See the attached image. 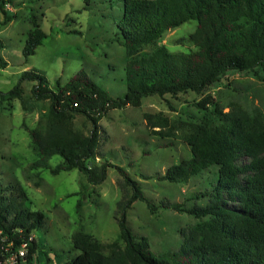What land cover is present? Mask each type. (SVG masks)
<instances>
[{
	"label": "trees",
	"instance_id": "trees-1",
	"mask_svg": "<svg viewBox=\"0 0 264 264\" xmlns=\"http://www.w3.org/2000/svg\"><path fill=\"white\" fill-rule=\"evenodd\" d=\"M0 7L4 10V4ZM10 20L6 15L0 24ZM190 20L197 22L188 38L195 49L171 52L161 45L151 54L139 55L143 46ZM115 36L128 56L124 67L127 90L121 97H113L84 70L54 84L43 73L28 70L10 91H0L1 100H23L22 83L27 80L34 82L31 93L36 100H50L48 112L29 130L40 153L34 168L53 174L78 169L90 184L99 185L106 180L109 167L115 166L132 190L117 205L124 245L118 241L106 245L80 230L72 237L78 254L64 264H264V115L250 114L240 105L225 112L211 95L197 103L206 115L186 136L191 157L170 166L158 178L187 182L217 166L216 184L202 207L157 205L124 167L108 160L100 166L90 165L104 133L100 121L111 110L140 107L150 95L202 94L229 71L264 69V0H123ZM47 37L36 24L25 41V60ZM6 66L0 54V67ZM77 114L90 120L88 134L72 128ZM55 155L63 161L53 167L49 160ZM137 200L145 201L152 213L172 208L207 219L191 230L179 249L156 255L148 237L134 235L127 224L128 210ZM30 203L20 184L0 187V264H35L39 248L35 232L44 226L46 216ZM25 243L27 251L21 256ZM12 255H16L13 261Z\"/></svg>",
	"mask_w": 264,
	"mask_h": 264
},
{
	"label": "rangeland",
	"instance_id": "rangeland-1",
	"mask_svg": "<svg viewBox=\"0 0 264 264\" xmlns=\"http://www.w3.org/2000/svg\"><path fill=\"white\" fill-rule=\"evenodd\" d=\"M0 4H4L0 21L11 16L10 21L0 24V54L7 63L6 68L0 67L1 92L10 91L24 71L41 72L54 84L84 70L113 97L126 93L124 67L128 56L115 36L123 0H0ZM36 24L48 37L25 60V41ZM196 26L197 22L190 20L166 31L154 43L143 46L139 55L151 54L161 45L171 52L195 49L188 38ZM33 85L27 80L22 83L23 100L0 99V187L20 184L30 207L46 216L44 226L35 232L39 248L34 263L64 264L74 258L78 251L73 248L72 237L80 230L106 245L113 241L124 245L117 205L132 190L115 166L109 167L106 180L99 185L90 184L78 169L53 174L49 169L34 168L40 153L29 130L36 128L48 112L50 100H36L31 93ZM206 95L214 97L225 112L240 105L250 114L264 115V69L229 71L202 94L150 95L142 99L140 107L111 110L100 121L104 133L90 165L100 166L108 160L124 167L157 205L177 203L182 209L205 206L217 181V166L187 182L158 177L191 157L186 136L193 125L204 121L205 111L197 103ZM72 128L88 134L92 124L85 115L77 114L72 118ZM62 161L55 155L49 163L55 167ZM206 219L172 208L152 213L141 200L127 213L132 233L148 237L156 255L179 249L191 230ZM109 251L107 248L106 253Z\"/></svg>",
	"mask_w": 264,
	"mask_h": 264
},
{
	"label": "built area",
	"instance_id": "built-area-1",
	"mask_svg": "<svg viewBox=\"0 0 264 264\" xmlns=\"http://www.w3.org/2000/svg\"><path fill=\"white\" fill-rule=\"evenodd\" d=\"M26 247H27V244L25 243V244H23L22 248L20 249L19 253L21 256L25 255V253L27 251ZM15 257H16V255H12L11 260L13 261Z\"/></svg>",
	"mask_w": 264,
	"mask_h": 264
}]
</instances>
